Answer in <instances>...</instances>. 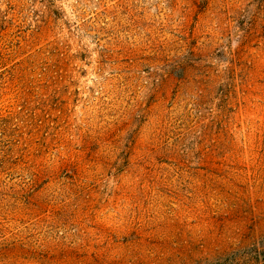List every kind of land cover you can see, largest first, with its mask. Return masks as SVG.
I'll return each mask as SVG.
<instances>
[{
	"label": "rangeland",
	"instance_id": "obj_1",
	"mask_svg": "<svg viewBox=\"0 0 264 264\" xmlns=\"http://www.w3.org/2000/svg\"><path fill=\"white\" fill-rule=\"evenodd\" d=\"M254 248L264 0H0V264Z\"/></svg>",
	"mask_w": 264,
	"mask_h": 264
},
{
	"label": "trees",
	"instance_id": "obj_2",
	"mask_svg": "<svg viewBox=\"0 0 264 264\" xmlns=\"http://www.w3.org/2000/svg\"><path fill=\"white\" fill-rule=\"evenodd\" d=\"M247 261V264H254L256 261L262 260L264 262V250L254 248L245 255L237 254L234 255L223 262H217L215 264H242Z\"/></svg>",
	"mask_w": 264,
	"mask_h": 264
}]
</instances>
